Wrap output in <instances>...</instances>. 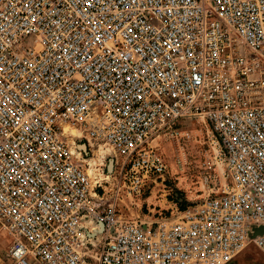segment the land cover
Segmentation results:
<instances>
[{
	"label": "built area",
	"instance_id": "built-area-1",
	"mask_svg": "<svg viewBox=\"0 0 264 264\" xmlns=\"http://www.w3.org/2000/svg\"><path fill=\"white\" fill-rule=\"evenodd\" d=\"M195 117L224 183L170 218L124 217L166 171L152 136ZM101 144L110 183L84 159ZM0 223V264L264 253V0H0Z\"/></svg>",
	"mask_w": 264,
	"mask_h": 264
},
{
	"label": "rangeland",
	"instance_id": "rangeland-1",
	"mask_svg": "<svg viewBox=\"0 0 264 264\" xmlns=\"http://www.w3.org/2000/svg\"><path fill=\"white\" fill-rule=\"evenodd\" d=\"M83 143L81 141L79 144L83 146ZM151 145L161 152L167 165L166 171L162 175L155 174L152 178L154 181L148 182L141 196L123 197L119 200L123 205L121 212L124 217L145 221H154L161 217L170 218L172 213L178 214L186 205L201 200L213 186L224 183V165L218 158L220 148L204 119H180L172 129H161L153 135ZM100 148L106 151L103 158L105 155L114 157L110 147ZM88 154L85 161L89 163V158H94L97 161L95 169H104L103 172L98 169L100 177L103 181L112 182L114 166H110L109 158L104 161L96 150ZM10 240L0 223L2 253L6 251ZM226 264H264V253L255 245L249 244Z\"/></svg>",
	"mask_w": 264,
	"mask_h": 264
},
{
	"label": "bare ground",
	"instance_id": "bare-ground-1",
	"mask_svg": "<svg viewBox=\"0 0 264 264\" xmlns=\"http://www.w3.org/2000/svg\"><path fill=\"white\" fill-rule=\"evenodd\" d=\"M71 133L72 134H74V136L75 135H80V132L78 131V129H75V128H72L71 129ZM69 136V135H68ZM75 138V137H71V136H69V142H70V145H71V149H74V145H75V141L73 140V139ZM72 139V140H71ZM71 140V141H70ZM105 147V148H108L106 145H104V144H101V145H99V147H98V149H93V151L94 150H96V151H99V157L100 158H103V156H104V153L106 152L105 150H103L102 148H100V147ZM79 148H84V145L83 146H79ZM109 149V148H108ZM107 157V155H105V158ZM105 158H103V160L105 159ZM85 159V158H84ZM90 160H89V163H90V166L88 167V171H89V174H91V176L92 177H94L95 179H98V180H100V181H103V179L100 177V173H99V170L98 169H101V171L103 172V168H97V169H95V167H94V165L96 164V162L97 161H95L94 160V158H89ZM86 160V159H85ZM88 160V159H87ZM88 163V164H89ZM111 164H112V162H110V166H111ZM109 166V167H110ZM112 169V168H111ZM93 173H95V174H93Z\"/></svg>",
	"mask_w": 264,
	"mask_h": 264
},
{
	"label": "water",
	"instance_id": "water-1",
	"mask_svg": "<svg viewBox=\"0 0 264 264\" xmlns=\"http://www.w3.org/2000/svg\"><path fill=\"white\" fill-rule=\"evenodd\" d=\"M264 231V226H260L258 228L255 229V232L253 235L257 234V233H262Z\"/></svg>",
	"mask_w": 264,
	"mask_h": 264
}]
</instances>
